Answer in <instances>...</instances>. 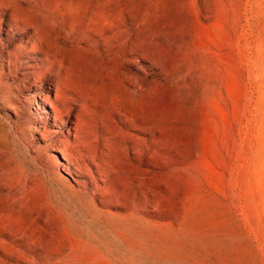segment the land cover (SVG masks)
I'll return each instance as SVG.
<instances>
[{"label": "rangeland", "instance_id": "rangeland-1", "mask_svg": "<svg viewBox=\"0 0 264 264\" xmlns=\"http://www.w3.org/2000/svg\"><path fill=\"white\" fill-rule=\"evenodd\" d=\"M0 19V264H264V0H0ZM27 37L42 54L10 73Z\"/></svg>", "mask_w": 264, "mask_h": 264}, {"label": "bare ground", "instance_id": "bare-ground-1", "mask_svg": "<svg viewBox=\"0 0 264 264\" xmlns=\"http://www.w3.org/2000/svg\"><path fill=\"white\" fill-rule=\"evenodd\" d=\"M0 20H3V19H0ZM0 30H1V25H0ZM12 31H13V29L11 28L10 32H12ZM15 47L16 48L14 49V51H12V52L8 51L9 61H8L7 65H8V69H9L10 73H13L14 71H17V69H18V65L19 64L17 63V60H16V57L18 55H22L23 53L31 54V52H33V53L39 52L40 54H42V52L38 48V44H36V40L33 37H27L25 39V41H22L20 44H18ZM29 60L30 61L28 63V66L26 67L27 69L35 70V69H41V68L43 69L45 67L44 59H37V57L35 55L34 56L32 55L29 58ZM36 73L37 72L35 71V74ZM41 88H43V87H41ZM57 96L59 97L58 94H57ZM41 100L44 102V104H49L50 105V108L52 109V111L54 113V118H55L54 121L56 123V121L58 119V116H59V113H60L59 110H58L57 105L55 104V102H58V98L56 97V100L52 101L49 98L45 97V98H41ZM46 113H49V112L46 111ZM55 152L61 153L63 155L64 159H67V155L61 149L56 148ZM88 159H92L93 160L94 164L98 168V171H99L100 175L103 176L102 170H101V166H100L99 163L96 162L95 158L93 156L89 155ZM85 164L87 165V163H85ZM26 251L32 253L31 256H28L27 254H23V256H25L27 258V260L29 261V264H41V263H39V260H41L42 258L44 260V257L45 258H49L47 255L44 254L43 251L41 252L40 249H38V248H33V247H29L28 246ZM19 252L21 253V251H19ZM23 253H26V252H23ZM58 262H60V261H58ZM50 263H51V261H50Z\"/></svg>", "mask_w": 264, "mask_h": 264}]
</instances>
